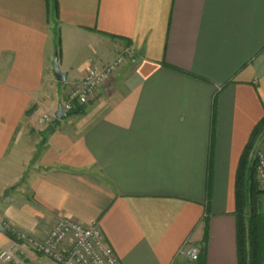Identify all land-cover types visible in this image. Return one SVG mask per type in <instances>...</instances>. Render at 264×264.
I'll list each match as a JSON object with an SVG mask.
<instances>
[{
    "label": "crops",
    "instance_id": "obj_1",
    "mask_svg": "<svg viewBox=\"0 0 264 264\" xmlns=\"http://www.w3.org/2000/svg\"><path fill=\"white\" fill-rule=\"evenodd\" d=\"M56 1L53 18L45 0H0V221L43 234L97 220L120 264H186L187 243L204 264H238L235 175L264 116V0ZM126 49L81 113L36 122Z\"/></svg>",
    "mask_w": 264,
    "mask_h": 264
},
{
    "label": "built area",
    "instance_id": "obj_2",
    "mask_svg": "<svg viewBox=\"0 0 264 264\" xmlns=\"http://www.w3.org/2000/svg\"><path fill=\"white\" fill-rule=\"evenodd\" d=\"M130 54V50L126 49L102 67H88L80 81L67 87L64 98L58 104L61 110L70 113L88 104L99 88L116 75ZM57 107L50 114H43L40 122L47 125L56 120ZM252 150L256 182L258 187L264 190V128L257 135ZM0 227L7 229L11 235L10 244L0 247V263L24 264L16 253L21 247H26L53 264H120L97 220L84 224L70 218H59L43 234H33L3 222ZM200 254L199 246L188 243L177 253L184 258L186 264H197Z\"/></svg>",
    "mask_w": 264,
    "mask_h": 264
},
{
    "label": "trees",
    "instance_id": "obj_3",
    "mask_svg": "<svg viewBox=\"0 0 264 264\" xmlns=\"http://www.w3.org/2000/svg\"><path fill=\"white\" fill-rule=\"evenodd\" d=\"M49 13L57 18L56 0H45ZM78 107L71 115L82 112ZM264 128V116L253 128L249 140L240 155L235 175V218L238 264H264V214L259 211L258 198L264 190L258 189L252 148L257 135ZM210 192V184L207 186ZM197 264H204L199 257Z\"/></svg>",
    "mask_w": 264,
    "mask_h": 264
},
{
    "label": "water",
    "instance_id": "obj_4",
    "mask_svg": "<svg viewBox=\"0 0 264 264\" xmlns=\"http://www.w3.org/2000/svg\"><path fill=\"white\" fill-rule=\"evenodd\" d=\"M52 68H53V73H54V76H55L56 80L59 81V82H64L65 79H66V74L59 70L57 56H55L54 59H53ZM69 116H70V113L63 112L61 110L60 106L57 107V109L55 111V117L57 119L62 120V119H65V118H67ZM0 231L4 235H6L7 237H11V235L9 234V232L5 228L0 227Z\"/></svg>",
    "mask_w": 264,
    "mask_h": 264
},
{
    "label": "rangeland",
    "instance_id": "obj_5",
    "mask_svg": "<svg viewBox=\"0 0 264 264\" xmlns=\"http://www.w3.org/2000/svg\"><path fill=\"white\" fill-rule=\"evenodd\" d=\"M51 112H49V111H46V112H43V113H40V114H38V116H36V118H37V120H36V122L40 125V126H43L44 128L45 127H48L49 125H51V123L52 122H49L47 125H44V124H42L41 122H40V118H41V116L43 115V114H50ZM253 149V148H252ZM253 151V150H252ZM252 160H253V152H252ZM258 186V185H257ZM258 189H260L259 187H258ZM260 190H262V189H260ZM258 208H259V211L261 212V213H263L264 214V194H262V195H260V197L258 198ZM1 222H3V223H5L4 221H0V223ZM6 224V223H5ZM10 226V225H9ZM10 227H12V226H10ZM4 228V227H3ZM14 228V227H13ZM7 230V229H6ZM10 234V233H9ZM17 254V257L19 258V259H21L22 261H23V263L24 264H26L25 263V260H23V258H22V254L21 253H19V252H17L16 253ZM0 264H4V263H0Z\"/></svg>",
    "mask_w": 264,
    "mask_h": 264
}]
</instances>
